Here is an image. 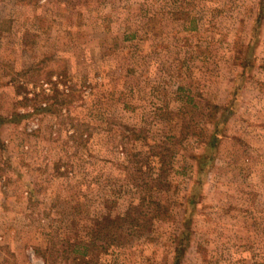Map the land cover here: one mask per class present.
Here are the masks:
<instances>
[{
  "label": "rangeland",
  "instance_id": "rangeland-1",
  "mask_svg": "<svg viewBox=\"0 0 264 264\" xmlns=\"http://www.w3.org/2000/svg\"><path fill=\"white\" fill-rule=\"evenodd\" d=\"M0 115V264H264V0H0Z\"/></svg>",
  "mask_w": 264,
  "mask_h": 264
},
{
  "label": "trees",
  "instance_id": "trees-1",
  "mask_svg": "<svg viewBox=\"0 0 264 264\" xmlns=\"http://www.w3.org/2000/svg\"><path fill=\"white\" fill-rule=\"evenodd\" d=\"M18 116H21V114L17 113V117ZM10 121L11 120L8 119V117H4L0 115V126ZM171 139H175V138H171ZM218 143H219V139L217 137H213L212 140L208 143V147L210 149L215 150L218 148ZM132 156L133 159L138 158L137 161L138 165H134L136 161H131V165H127L125 167V169L129 173V176H133L134 174L137 173H143V170L145 169V165H144L145 158H146V162H148L149 158L154 155H151L149 151L148 152L141 151L134 153ZM198 161L199 163H201L202 160L198 159ZM204 171H205V165H199L198 173L203 174ZM156 186L157 185H151L150 180L147 178H144L142 180L141 197L137 212L135 215H129L125 217V219L123 220V225L120 227L129 224V228L136 232L142 229L144 223L147 224L146 218L148 216V213L142 209L146 206V203L148 204L150 202L147 199L148 193L151 192L153 188H156ZM109 227H111V225L105 222L104 220H97L95 222V226L93 230L95 244L93 247L82 244L79 241H72L70 239H64V238L61 239L60 235L53 236V234H51L49 240V246H48L49 257L53 258L54 256H58L61 259H65L66 262L64 264H98V260L95 257L97 250L99 248L101 249L106 248L105 245L111 246L119 242V239H117V237L113 238L111 236L109 237L106 243H101L108 236V234L111 233L109 232L110 229ZM122 229L119 230L121 231V233H122ZM124 231L125 230H123V232ZM60 242L63 245L68 244V248L66 247L61 248L59 244ZM99 242L103 245H99ZM177 251H179V249ZM177 259L179 260V257H177ZM46 262L48 264V260Z\"/></svg>",
  "mask_w": 264,
  "mask_h": 264
}]
</instances>
